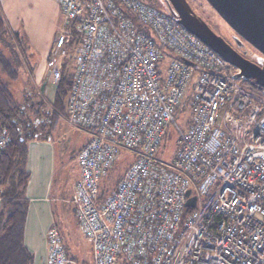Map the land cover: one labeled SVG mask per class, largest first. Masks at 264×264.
<instances>
[{
  "label": "built area",
  "instance_id": "built-area-1",
  "mask_svg": "<svg viewBox=\"0 0 264 264\" xmlns=\"http://www.w3.org/2000/svg\"><path fill=\"white\" fill-rule=\"evenodd\" d=\"M56 1L61 59L74 43L66 120L86 135L69 201L91 264H264V96L144 0ZM62 68V60L51 68L55 82ZM187 96L182 128L176 113ZM171 123L176 152L158 157ZM9 142L0 131V152ZM124 155L131 163L102 197ZM48 252L49 264H77L55 224Z\"/></svg>",
  "mask_w": 264,
  "mask_h": 264
},
{
  "label": "trees",
  "instance_id": "trees-1",
  "mask_svg": "<svg viewBox=\"0 0 264 264\" xmlns=\"http://www.w3.org/2000/svg\"><path fill=\"white\" fill-rule=\"evenodd\" d=\"M138 25L139 30L154 36L149 28ZM73 48L72 42L69 50L73 51ZM29 49L28 42L19 32L9 29L0 13V131L6 129L10 136V142L0 152V264H34V253L25 244V225L29 210L27 190L31 178L27 168L29 142L34 139H48L50 130H53L60 117L67 118L68 100L74 79V64L72 71L68 69L69 63L73 61L71 54L67 60H63L61 77L56 82L51 128L46 129L42 124L37 126L35 116L39 112L38 103L33 104L28 112L12 90L13 84L21 79L22 60L26 61L27 66L29 64V54H32ZM243 83H249L250 90L264 96V88L254 81L243 80ZM178 112L189 115L188 96L178 107ZM166 137L167 134L164 141ZM131 161L132 158L125 155L116 161L101 183L102 197L116 189L120 177Z\"/></svg>",
  "mask_w": 264,
  "mask_h": 264
},
{
  "label": "rangeland",
  "instance_id": "rangeland-1",
  "mask_svg": "<svg viewBox=\"0 0 264 264\" xmlns=\"http://www.w3.org/2000/svg\"><path fill=\"white\" fill-rule=\"evenodd\" d=\"M150 5L155 6L166 14H170V9L168 8L167 3L164 0H144ZM194 8L198 9L200 14L211 24L213 29L220 35L227 37L228 39H234L235 32L234 30L227 24V22L210 6V4L206 0H188ZM61 14V13H60ZM63 23V15L60 17ZM61 23V24H62ZM61 25L57 27V35L54 40L53 49L51 51V60L48 64L49 71L60 60H67L68 56H70L72 51L68 49V55L60 56L58 49H56V38L61 31ZM250 46V45H249ZM251 47V46H250ZM252 48V47H251ZM254 53H260L252 48ZM28 63H30V59H28ZM32 65V64H31ZM73 61L69 63L68 69L72 71ZM34 66V65H33ZM34 68V67H33ZM28 66L26 61L22 60L21 71V79L16 84L14 83L12 86V90L21 104L24 106V109L30 110L33 104L36 102L39 105V112L35 116L37 121V126L42 124L46 127V129H50V123L53 122V106L52 100L54 99L56 92V82L50 76V72L46 78H42L40 80H35L31 78L29 75L27 78L25 74L28 73ZM26 72V73H25ZM46 82L45 91H42V85ZM243 85L250 89L249 83H243ZM254 92V91H253ZM255 94L256 91L254 92ZM259 95V94H258ZM30 114V113H29ZM62 118V117H61ZM188 115L182 113H176V122L180 124L182 128H185L187 122ZM51 121V122H50ZM59 121V120H58ZM50 137L52 141H44L41 145L37 144L38 147H44L48 152L52 150L56 153V172L55 177L53 178V197L54 202L56 203L55 207V220L60 226L61 230L64 231V239L63 245L66 251L70 252V254L75 257L77 264H87L91 263L92 260V248L91 242L84 236L81 229L78 228L75 224V215L70 207L71 202L69 199L74 193L75 187V174L77 173V159L76 153L78 150V144L84 139L83 133H78L75 127L70 122H65L63 124V128H58L57 125L54 126L53 130H50ZM177 129L174 123H171L167 130V137L163 142V147L156 154V156L161 155V150L164 148L167 156L172 158L176 152V139H177ZM55 140V141H54ZM54 141V142H53ZM37 141L29 142V150L37 155V149H35V144ZM50 143V144H49ZM55 148V149H54ZM163 150V151H164ZM29 157V154H28ZM65 162L62 164L61 162ZM70 190L71 195L70 194ZM69 196V197H68ZM66 199L68 206L65 209L63 208L66 203L64 202ZM70 203V204H69ZM62 233V232H61Z\"/></svg>",
  "mask_w": 264,
  "mask_h": 264
},
{
  "label": "crops",
  "instance_id": "crops-1",
  "mask_svg": "<svg viewBox=\"0 0 264 264\" xmlns=\"http://www.w3.org/2000/svg\"><path fill=\"white\" fill-rule=\"evenodd\" d=\"M0 13L4 16L9 29L19 32L30 45L29 52L31 51L32 54H29V57L32 65L28 64L29 74H25L26 77L29 78L28 76L31 75V78L35 80L46 78L50 72L48 64L50 63V55L58 31L57 27L59 25L62 27L63 24L60 22L62 13L57 1L0 0ZM42 91H45V88H42ZM65 122L67 123L68 121L60 117L56 125L60 129L61 127L63 128ZM75 129L78 133L84 134L81 130ZM51 138L32 140L37 141L35 144L37 155L29 150L27 160V168L31 173V178L27 190L29 210L25 225V244L34 253V264H49L48 231L54 224L60 228L54 215L56 203H53L56 150L54 151L52 147V150L48 152L44 147H38L37 145H41L44 141H52L49 140ZM85 140L86 135L84 134V139L78 144V149ZM61 163L65 164L64 161ZM79 176L80 170L77 166L74 184H76ZM71 192L70 190L69 196ZM64 202L66 205L63 208L65 207L66 209L68 206L66 199H64ZM70 207L75 215V224L80 228L76 209L72 203ZM61 232L63 242L64 231L61 230ZM66 252L70 258L75 259L70 252Z\"/></svg>",
  "mask_w": 264,
  "mask_h": 264
},
{
  "label": "water",
  "instance_id": "water-1",
  "mask_svg": "<svg viewBox=\"0 0 264 264\" xmlns=\"http://www.w3.org/2000/svg\"><path fill=\"white\" fill-rule=\"evenodd\" d=\"M164 1L171 12L168 15L240 70L236 78L252 80L264 88V0H206L234 30L243 53L218 34L188 0ZM45 85L46 82L43 89Z\"/></svg>",
  "mask_w": 264,
  "mask_h": 264
},
{
  "label": "flooded vegetation",
  "instance_id": "flooded-vegetation-1",
  "mask_svg": "<svg viewBox=\"0 0 264 264\" xmlns=\"http://www.w3.org/2000/svg\"><path fill=\"white\" fill-rule=\"evenodd\" d=\"M191 4V3H190ZM193 8H194V6H192ZM194 10L203 18V19H205L206 21H207V19L206 18H204L203 16H202V14H200V12L198 11V9H196V7L194 8ZM208 22V21H207ZM208 24L211 26V24L208 22ZM212 27V26H211ZM213 28V27H212ZM233 36H235V35H233ZM225 39L237 50V51H239V52H241V53H243V50L240 48V46L237 44V42H236V37H234V39L232 38V39H228L227 37H225ZM250 59H252V60H254V61H256L255 59H253V58H251L250 57Z\"/></svg>",
  "mask_w": 264,
  "mask_h": 264
}]
</instances>
